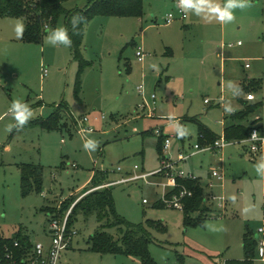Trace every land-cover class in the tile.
<instances>
[{
  "label": "rangeland",
  "instance_id": "374dc122",
  "mask_svg": "<svg viewBox=\"0 0 264 264\" xmlns=\"http://www.w3.org/2000/svg\"><path fill=\"white\" fill-rule=\"evenodd\" d=\"M177 1L144 0L140 17L99 15L90 21L80 49L89 65L82 74L79 97L75 91L79 61L71 46L49 45L47 33L41 42H26L15 33L17 24L24 25L22 18L0 17V237L14 238L22 232L33 243H51L50 222L68 219L69 228L78 234L62 251L60 264H141L131 256L90 248L89 238L101 226L96 213L81 214L70 224L76 201L94 189L110 187L118 213L129 222L162 221L161 226L150 227V252L158 264H228L227 259L245 258L246 227L256 238L259 227H264V177L255 170L262 157L253 158L247 142L180 162L183 170L203 182L213 167L224 164L225 178L213 180L214 193L236 199L232 205L227 198L225 209L220 201L209 200L211 214L203 225L186 227L183 212L167 207L163 200L165 208L155 207L173 188L170 176L113 184L130 177L136 166L138 172L160 170L156 131L177 135L180 117L197 116L221 135L225 106L239 108L229 82L248 85L249 79L263 80L261 89L244 91L242 97L249 101L252 93L255 98L249 102H263L258 125L264 134V0H249L248 7L234 9L235 20L227 24L191 12L185 19L167 23V15L178 12ZM88 2L68 0L65 7L85 8ZM213 2L222 6L225 0ZM55 27H66L65 16ZM139 48L145 52L142 61ZM247 63L250 68H245ZM140 85L144 94L139 92ZM205 99L212 100V106ZM17 100L30 107L33 116L29 120L47 118L62 101L75 120L62 112L59 128L12 127L16 121L9 107ZM85 116L88 121L81 122ZM182 126L190 133L185 141L189 148L198 142V123L186 121ZM89 138L98 141L96 151L84 149ZM179 147L181 142L174 138V159ZM29 163L44 167L43 184L41 190L24 195L22 165ZM97 169L109 175L91 188ZM71 197L76 200L63 209ZM47 207L59 212L50 214ZM107 231L118 232L117 228ZM212 256L218 257V263ZM241 264H264L258 247L255 258Z\"/></svg>",
  "mask_w": 264,
  "mask_h": 264
},
{
  "label": "trees",
  "instance_id": "16d2710c",
  "mask_svg": "<svg viewBox=\"0 0 264 264\" xmlns=\"http://www.w3.org/2000/svg\"><path fill=\"white\" fill-rule=\"evenodd\" d=\"M68 0H0V17H18L24 21V33L22 39L26 42H41L45 31L44 25L55 27L58 19L61 16L66 18V28L72 37L71 48L74 53V58L79 61V70L76 81V95L79 97L81 91V79L85 68L89 65V61L84 59L80 49L84 42L86 25L99 15L105 16H137L143 14L144 0H89L85 8L67 9L65 2ZM80 14L85 17V22L80 26L79 33L72 32L71 17ZM248 85L243 82L240 87L242 92L247 90H257L263 87V80L252 78L248 80ZM250 101V100H249ZM241 99L243 108L226 116L224 137L229 141L243 142L249 136L253 128H258L261 132L263 126L258 125L261 121L259 110L263 102H249ZM57 110L47 118L38 117L29 120L27 126H41L46 129H55L60 127L62 112H65L69 117L75 120L72 112L67 104L62 101ZM257 118L250 121V118ZM198 122L199 125V144L205 146L213 144L221 136L210 130L205 124ZM165 135H159L157 150L159 157L163 154V143ZM109 172L106 170L97 169L91 180V188H96L101 184V181ZM44 177V167L40 164H23L21 188L24 195L41 190ZM178 188L172 192H178L183 186L191 191V195L184 199L183 221L186 227L190 225H203L205 220L211 214L209 206V193L201 183L200 178H177ZM76 198H69L64 202L63 209H67ZM157 208H165L164 202L161 200L155 204ZM60 213L62 212V210ZM50 214H57L55 208L47 207ZM96 213L98 220L101 223L100 229L95 231L89 238L90 248L93 251L102 254H119L127 255L139 259L141 264H158L150 252V244L153 241V234L150 227L161 226L162 221H150L145 223H132L122 217L118 211L112 188L94 189L89 194L80 198L71 214L70 224H73L79 215L89 216ZM107 228H117L118 232L113 234L107 231ZM18 242V245H16ZM34 243L29 235L18 233L14 238L0 237V257L2 264H24L23 260L32 255ZM243 247L245 258L243 260H228V264H241L252 261L255 258L258 240L254 233L246 227V232L243 238ZM10 254L11 257H6Z\"/></svg>",
  "mask_w": 264,
  "mask_h": 264
},
{
  "label": "built area",
  "instance_id": "2783aa9c",
  "mask_svg": "<svg viewBox=\"0 0 264 264\" xmlns=\"http://www.w3.org/2000/svg\"><path fill=\"white\" fill-rule=\"evenodd\" d=\"M176 5L178 8V12L169 13L166 17L167 23L173 22L177 16H180L181 18L187 17V14L178 7V1L176 2ZM137 55L139 57V60L141 61L144 60L145 52L141 48L138 49ZM246 67H250V64L247 63ZM138 89L140 93L144 94V88L142 85H140ZM247 98L248 100H252L255 98V96L254 94L250 93L248 94ZM206 102L209 103L210 100L206 99ZM87 121H88V117L86 116L81 119V122H87ZM91 130H92L91 128L87 129V131H91ZM156 132L158 135L164 134L163 130L161 129H157ZM253 134H255L258 137L256 140L251 139ZM174 138H177V135L165 136V140L163 143V154L161 156L162 168L160 170L154 173L138 172L137 171L138 166H136L135 170L131 172L132 175L130 177L116 180L113 182V184L126 183L129 181H136L138 179L148 180L149 177L154 176V175H160V174L165 175V176H170L173 178V188L169 192H166L164 194V196L161 198V201L163 200L166 203L167 207L183 210L184 199L187 196L191 195V191L183 186L182 188L179 189L178 192L173 193L172 191L175 188H178L177 178L180 177V178L196 179L198 178V176H196L192 172H186L185 170H183L179 165L180 162L187 160L190 156H192L193 154L199 151H210V152L222 151L225 147L234 143L235 141H229L224 137V135H222L213 144H207L205 146H201L199 143H196L192 151H180L177 159H174L171 153L172 140ZM244 141L247 142V145L249 147V153L253 158H258V157L264 158V134L258 128H253V130L250 133V136ZM117 170L121 171L122 168L118 167ZM211 176L223 181L225 178L224 167L223 166L213 167ZM209 185L212 186L213 183L210 182ZM164 188L167 189L168 185L164 184ZM209 198L210 200H213V201L215 200L220 201L221 205L225 209L227 198L224 195L218 196V195L209 193ZM76 202L74 203L70 211V214ZM67 220L68 219H66L64 223H60L57 220H52L49 226V231L52 236L51 243L48 246L42 241H38L34 243L32 255L26 258L25 260H23V263L24 264H60L62 251L72 245L74 237L78 234V231L74 229V227L69 228ZM256 236L258 240V254L262 259H264V254H262V250H264V227L263 226L258 229V233ZM16 245H18V242H16ZM6 257L7 258L11 257V255L6 254ZM2 261L3 260L0 257V264L3 263ZM220 264H225V262L220 263Z\"/></svg>",
  "mask_w": 264,
  "mask_h": 264
},
{
  "label": "clouds",
  "instance_id": "9594fccd",
  "mask_svg": "<svg viewBox=\"0 0 264 264\" xmlns=\"http://www.w3.org/2000/svg\"><path fill=\"white\" fill-rule=\"evenodd\" d=\"M249 6V0H225V3L221 6L218 3H214L213 0H178V7L185 13H194L197 16L203 15L205 18L217 19L222 24H227L235 20L234 9H244ZM71 26L73 33H79L80 26L85 22V17L76 14L71 17ZM43 31L47 33L46 43L52 46L62 45L64 47H70L72 45V37L66 27H51L50 25H44ZM15 33L17 38H22L24 33V25L22 23L17 24L15 27ZM233 96H239L242 94L243 89L239 84L229 82L227 85ZM225 112L231 114L234 109L227 105L224 108ZM9 111L13 114L16 121L12 127L22 128L32 118L33 113L30 107L21 102L13 101L9 107ZM176 133L179 138L189 135L188 129L184 126L177 124ZM258 137L253 134L251 139L256 140ZM84 149L86 151H96L98 148V141L93 138H89L84 142ZM256 173L264 177V158H262L255 165ZM230 199L234 202L236 197L231 196ZM264 254V250H262Z\"/></svg>",
  "mask_w": 264,
  "mask_h": 264
},
{
  "label": "crops",
  "instance_id": "0c3cea01",
  "mask_svg": "<svg viewBox=\"0 0 264 264\" xmlns=\"http://www.w3.org/2000/svg\"><path fill=\"white\" fill-rule=\"evenodd\" d=\"M177 19L178 18H181L180 16H177L176 17ZM182 19V18H181ZM185 19V18H184ZM84 39H85V37H84ZM245 68H250V67H246V65H245ZM242 83V81H240V83H239V85ZM241 99H244L243 97H242V94L241 95H239V96H237V102L236 103H238V106H239V108L237 109V110H234L233 112H235V111H239L240 109H242L243 108V105H242V102H241ZM252 101V100H251ZM205 103L206 104H211V106H212V100L209 102V103H207L206 102V99H205ZM221 104V102H218L217 104H215V105H220ZM233 104V103H232ZM228 114L229 113H225V117H224V120H223V125H224V128H225V119H226V116H228ZM186 117H189V116H184V117H180V118H178V121L180 122V124L181 125H184V123L186 122V121H195V122H197V121H199V122H201V120L199 119V117H197V116H192L193 118H197V121L196 120H194V119H186ZM192 117H189V118H192ZM185 118V119H184ZM198 123V122H197ZM202 123V122H201ZM203 124H205V123H203ZM210 130H212L213 132H215L212 128H210L209 127V125H207V124H205ZM224 128H223V133L221 134V135H219V134H217L216 132V134L218 135V136H222L223 134H224ZM146 131H149V130H146ZM144 132L145 134H147V132ZM198 132H199V125H198ZM159 137V136H158ZM177 139L181 142V148L179 147V149L177 150V154L179 155V153H180V151H192L193 150V147H194V145H192V146H189V148H186L185 147V141H186V137H183V138H179L178 136H177ZM198 142H199V138H198ZM197 142V143H198ZM157 143H158V141H157ZM237 143H239V144H241L242 142H234V144H237ZM243 144V143H242ZM231 145V144H230ZM230 145H228V146H230ZM227 146V147H228ZM227 147H225L224 149H226ZM244 147H245V145H244ZM224 149L221 151V152H223L224 151ZM215 152H217V151H215ZM215 152H210V151H199V152H197V153H195V154H193L192 156H190L187 160H185V161H189L190 159H192V157H194L195 155H197V154H199V153H204V155H206V153H215ZM178 155H177V157H178ZM213 155V154H212ZM172 156H173V154H172ZM223 158L222 159H224V156H222ZM222 166L224 167V164H222ZM225 168V167H224ZM200 178V177H199ZM214 179H217V178H214L213 176H211V173H210V178L208 179V181L207 182H203L201 179V183L203 184V186L206 188V192L207 193H212V194H215L214 193ZM210 182H212L213 183V185L212 186H210L209 185V183ZM230 197L231 196H226V198H228V199H230ZM231 200V199H230ZM232 201V200H231ZM232 205H233V201H232ZM231 205V206H232ZM260 228V227H259ZM44 242V241H43ZM47 246L50 244V243H46V242H44ZM213 257V260L216 262V263H218L217 261H219L218 260V257H215V256H212ZM228 260H238V259H227V261Z\"/></svg>",
  "mask_w": 264,
  "mask_h": 264
}]
</instances>
